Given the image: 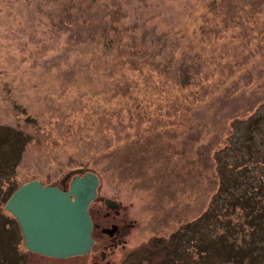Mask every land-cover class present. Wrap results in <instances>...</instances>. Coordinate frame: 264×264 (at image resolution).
<instances>
[{
	"label": "rangeland",
	"instance_id": "1",
	"mask_svg": "<svg viewBox=\"0 0 264 264\" xmlns=\"http://www.w3.org/2000/svg\"><path fill=\"white\" fill-rule=\"evenodd\" d=\"M196 2L213 5L212 0H77L74 5L72 0H0V264H11L12 255L24 252L19 224L4 207L9 193L29 179L61 184L87 170L99 176L96 197L121 199L128 206L125 218L136 220L116 262L128 251L127 256L118 264H233L218 262L225 243L233 245L231 251H245L244 257L253 252V262L264 264L260 246L264 238L252 251L253 242L243 248L246 240L233 238L207 217H195L205 209L206 197L215 186L216 178L208 172L209 150L220 128L237 109L250 108L264 96L263 85L258 90L244 86L251 76L259 75L257 61L245 68L240 64L253 52L234 49L253 35L249 25L238 30L240 40L191 38L184 28L188 7L195 8ZM219 4V23L210 21L215 31L234 22L230 14L237 6L246 15L251 6L264 11V0H220ZM70 6L72 15L65 11ZM62 17H71L72 24L62 23ZM112 19L130 40L122 39L124 48L110 54V46L94 45L99 43L97 29L113 34L111 23L106 26ZM136 41L149 56L146 64L158 67L166 79L196 76L198 80L197 70L203 67L201 74H207L204 70L213 64L221 72V88L191 108L190 123L157 116L154 121L147 116H141L140 122L123 119L122 98H113L112 93L126 92L128 72L115 68L114 58L118 52L136 55ZM230 49L232 56L226 60L221 52ZM226 61L232 65L225 67ZM115 74L124 83L112 84ZM79 75L87 79L79 80L83 88L69 90ZM194 86L187 84L182 93ZM163 88L155 83L150 94L169 98L175 113L178 99ZM127 115L131 116L128 110ZM206 126L213 129L210 135ZM242 131V125L235 128L234 143L245 139Z\"/></svg>",
	"mask_w": 264,
	"mask_h": 264
},
{
	"label": "trees",
	"instance_id": "2",
	"mask_svg": "<svg viewBox=\"0 0 264 264\" xmlns=\"http://www.w3.org/2000/svg\"><path fill=\"white\" fill-rule=\"evenodd\" d=\"M212 1V6L201 5L196 2L195 8L188 7L190 14L187 15L186 27L184 30L192 35L190 36L191 38L194 37L200 40L201 35L202 37L206 36L211 41L220 42L225 38L229 40H240L241 35L238 33V30H241L243 27L242 25H249L253 31V35L248 39L246 44H239L235 46L234 49L237 51L242 47V50L249 49L253 52V55L242 60L240 64L241 67L245 68V66L257 61L259 75L251 76L247 83H244V86H252L258 90L260 86H264V11H260V8L248 7L250 5H245L244 7H248L247 9L250 10L246 15L245 12L242 11V8H238L237 6L236 10L234 9L230 14L234 22L232 24L227 22L226 26L224 24L222 28L220 26V28H218L219 30L215 31L214 29L216 27L211 26L210 21L215 19L214 21L218 24L219 22L217 20L221 17L222 11L219 4L220 0ZM75 2L77 3V0H72L73 5ZM72 8L73 6H70L65 11L68 12L69 15H72ZM204 16L206 17L204 18ZM61 22L70 26L73 19H71V17L69 19L62 17ZM110 23L113 34L108 35L106 33H101L102 30L100 31L97 29L99 43L94 46H110V54H113L117 52V50L124 48L121 40H130V37L125 38L122 31L119 30L121 24L117 20H110L106 26L108 27ZM254 25L257 26L254 27ZM105 34L107 36H105ZM138 46H140V43L136 41L134 45L137 51L136 55L118 52V55L114 58L116 59L114 67H121V69L128 72L124 74L127 82L126 92L112 93L113 98H122L123 104L120 106V112L124 117L123 119L130 122L139 120L140 122L141 116H147L154 121L153 116H157V119L160 120L171 118L179 121L185 120L190 123L191 108L198 104L200 100L204 102L205 99H210L212 97V92L221 88L222 84H219L222 80L220 79L222 78L221 72H219L214 64L210 67L208 66L209 68L204 70L207 74H201L203 67H201L200 70L198 69V80L196 76H191L184 81L179 78L169 80L166 79V74L158 67L150 68L149 64H146V58L149 56L142 49H139ZM221 55L223 58H226V60H229V57L232 56L231 49L228 52H221ZM124 58H126V60H124ZM212 59L214 63L216 57L213 56ZM119 60H122L124 63L122 66L119 65ZM138 63L143 64V67ZM231 65L230 61H226L224 64L225 67ZM238 71L239 69L237 68V72ZM76 78L77 80H74L73 83L69 85V90L72 88H80V79L87 80L81 75ZM218 78L219 80L215 81ZM111 80L112 84H120L125 81L122 77H119L118 74H115ZM260 80H262V84ZM171 81H175L178 85H174L175 83ZM155 83L158 84L159 88L168 86V88L165 87L163 89L171 92L174 99H178L175 101L180 105L175 113L172 112L173 108L170 106L169 98L165 96L163 99H155L151 96L150 93L154 91L153 85ZM190 83H194V88L190 89L187 93H182L187 91L186 85ZM215 83L218 86L212 88V84ZM85 84L87 85V82ZM81 87L83 88V85ZM201 87H203V89H208L203 92ZM174 99L172 98V100ZM186 104L190 106V108H187V106L184 108L183 105ZM158 105H161L162 108H158ZM154 106L156 110L153 108ZM263 108L264 96L256 98L250 108L242 110L241 107L237 109L235 114L227 118L228 121L220 128L217 142L213 144L209 150L211 169L208 172H211L216 178L215 186L210 189L206 197L208 201L205 209L201 212L197 211L195 215V217L198 218L207 217L210 223H219L233 238L238 236L239 239L246 240L244 245H240L243 248H246L250 242H253V244H251L252 251H255L254 248L257 242L259 243V240L264 238V143H260L261 141L264 142V131L262 128L264 126V111H261ZM127 110L130 112L131 116L127 115ZM81 111L83 112V109H81ZM143 124L144 127L148 125L147 123ZM161 125L164 124H160L159 126ZM241 125L243 126L242 134L246 137L241 141L239 140V144H236L232 140V135L234 134L235 128ZM206 128L205 132L210 135L213 129H209L207 126ZM261 135L262 137L257 144L256 141ZM202 137L203 135H201V138ZM246 149L248 153L244 154L245 152L243 151ZM233 216H235V219H233ZM218 234L221 235V232ZM260 246L264 250L262 243ZM224 248L226 250L222 251L220 254L222 261H218L219 263L230 260L231 263L234 261L233 264H255L253 262V252H250L247 257H244L246 254L245 251H231L234 248L231 243H225Z\"/></svg>",
	"mask_w": 264,
	"mask_h": 264
},
{
	"label": "water",
	"instance_id": "3",
	"mask_svg": "<svg viewBox=\"0 0 264 264\" xmlns=\"http://www.w3.org/2000/svg\"><path fill=\"white\" fill-rule=\"evenodd\" d=\"M98 183L90 170L72 175L67 188L37 178L21 183L4 207L16 217L25 247L58 256L88 251L93 241L88 205Z\"/></svg>",
	"mask_w": 264,
	"mask_h": 264
},
{
	"label": "flooded vegetation",
	"instance_id": "4",
	"mask_svg": "<svg viewBox=\"0 0 264 264\" xmlns=\"http://www.w3.org/2000/svg\"><path fill=\"white\" fill-rule=\"evenodd\" d=\"M69 180L70 178L66 181ZM65 182L55 185L67 188ZM96 196H98L97 193L88 205L92 220L91 236L93 239L88 251L58 256L26 248L23 242L24 252L12 255L11 264H118L124 260L128 251L116 262L118 253L122 252L120 250L126 246V237L129 231L135 228L136 220L135 218L131 220L125 218L128 206L121 199L109 196L97 198ZM109 205H116V207L110 209ZM14 218L16 219V217ZM16 222L18 223L17 219Z\"/></svg>",
	"mask_w": 264,
	"mask_h": 264
}]
</instances>
